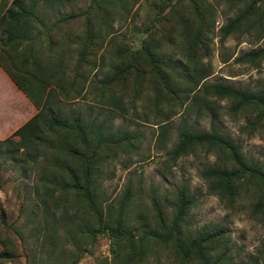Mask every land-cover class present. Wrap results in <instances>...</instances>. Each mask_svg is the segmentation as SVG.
<instances>
[{
  "label": "rangeland",
  "instance_id": "rangeland-1",
  "mask_svg": "<svg viewBox=\"0 0 264 264\" xmlns=\"http://www.w3.org/2000/svg\"><path fill=\"white\" fill-rule=\"evenodd\" d=\"M5 1L8 3L9 0ZM36 1L45 25L44 31L49 27L51 38H59V26H52V21L68 12L82 9L88 0H63L44 6L41 5V0ZM174 3L176 12L172 16L170 11H166L168 7H159L158 0H122L121 5L116 0H110L107 27L101 28V44L95 46V52L91 54L94 64L84 82L78 78V83L73 87L69 86L68 77L75 64V46L81 25L74 21V25L68 28L67 23L60 22V30L64 33L59 38L63 57L56 67V73L63 75V87H57L54 79L49 77V84H44L42 88L43 95L44 91L51 88L50 100L55 102L50 106L52 110L60 113L78 112L87 120H105L109 131L120 130L137 135L131 146L116 148L103 161L99 180L103 206L107 203L114 206L122 196L123 189L129 187L126 218L133 228L134 237L141 230L154 225L156 210L152 197L161 207L164 217L169 219L175 193L180 187H184L192 199L182 230L184 233L193 234L199 230L208 232L212 225L219 226L223 230L211 242V257L224 251L225 264H251L256 259L262 264L264 216L261 214L264 210L252 212L253 204L259 196L258 186L254 183L242 185L233 204L228 207L208 190L206 181L200 175L202 168L223 161L215 150L198 145L175 159L169 158L165 151L173 147L181 122L185 121L197 130H208L213 126L237 144L248 160L264 165V120L251 130L247 121L251 116H247L245 111L231 112L226 99L211 96L215 102L210 113L201 111L198 114L196 108L188 112L184 107H172L169 116H164V136L158 139L157 131L164 118L162 113L168 108L164 105L160 114H156L151 107V94L142 93L135 97L130 89L129 78L119 77L109 84L113 94L122 97V103L114 108L117 109L115 113L100 102L97 89L99 79L109 74L112 64L126 59L128 53L149 49L171 59L183 58L176 44L166 41V36L170 35L175 26L177 30V11L186 15L194 5L207 9L204 19L209 21L210 27L207 32V53L201 56V60L210 66V74L201 83L223 82L264 95V54L248 59H235L243 51L264 45V0H176ZM244 10V16L237 26L221 36L218 27ZM185 21L186 29L192 33L198 20L192 22L187 17ZM45 37V33L42 34L33 45V55L41 62L47 61L48 57L52 61V54H49L53 50L47 46ZM117 47H123V55L114 54ZM6 49L8 48L0 49V59L7 68L15 74L28 77L34 87L43 85L28 73L23 71L21 74V70L9 66L8 62L16 64L22 54L18 52L19 49L17 56L10 59ZM139 61L142 65L148 64L141 57ZM50 136V131L43 130L35 149L37 152L33 149L30 151L31 156L22 151L21 147L15 149L11 144L5 143L0 147V264H61L71 257V241L78 242L81 249L78 260L73 264H123L126 249L123 251L119 244L111 242L106 231L96 233L92 243L85 242L77 232L72 233L73 240L64 238L67 221H90L89 213L83 206L71 200L65 211H62L51 205L49 200L45 202L46 206L41 202L39 176L46 174L43 165L45 159L48 160L46 152L51 148ZM16 139L18 136L14 140ZM46 229L48 236L44 237ZM147 245L149 246L144 255H138L129 262L198 264L196 259L184 262L176 260L166 247L156 243L149 242Z\"/></svg>",
  "mask_w": 264,
  "mask_h": 264
},
{
  "label": "trees",
  "instance_id": "trees-1",
  "mask_svg": "<svg viewBox=\"0 0 264 264\" xmlns=\"http://www.w3.org/2000/svg\"><path fill=\"white\" fill-rule=\"evenodd\" d=\"M41 1V5L44 6L63 0ZM116 1L122 4V0ZM173 1L158 0L159 7L161 9L168 7L166 11H170L173 16L176 12L174 10L176 4ZM108 3L110 0H88L82 9L68 12L52 21V26H59V38L64 35L60 30L62 25L60 22L67 23L68 28L74 25V21L81 25V32L75 46L74 68L69 79L67 78L71 87L78 83V78L84 82L89 69L94 64L91 54L95 52V46L98 47L101 44V34H103L100 33L101 28H106L108 24ZM36 4V0H9L8 3L0 0V27L3 33H0V37L3 35V48H8L6 52L10 59L14 55L17 56V51L20 49L18 52L22 54V58L19 61L16 60V64L12 62L14 68L21 70V74L24 71L43 83L34 87L33 82L28 81V77L10 71L11 78L32 101L36 112L13 131L18 139L14 140L10 136L1 138L0 147L5 143L11 144L15 149L21 147L22 151L31 156L30 151L36 149L43 130L50 131L51 148L49 153L46 152L48 160L45 159L43 165L46 174L39 176L41 184L39 198L43 205L49 200L51 205L59 207L62 211H65L69 201L73 200L79 206H83L90 217V221L84 219L83 223L67 221L64 238L73 240L72 233L77 232L85 242L92 243L96 233L106 231L111 242L119 244V248L122 247L123 251L126 249V256L124 255L122 259L123 264H133L129 261L138 255H144L150 245H147L149 242L166 247L176 260L184 262L187 259H196L198 264H225L224 251L212 257L210 255L211 242L221 235L223 230L221 227L212 225L208 228V232L199 230L193 234L182 231L186 222L187 209L192 203L184 187H180L175 193L173 210L169 219L164 217L161 207L152 197V204L156 210L154 225L141 230L136 237L126 218L130 196L128 186L123 189L122 196L114 206L110 203L102 205L99 180L102 175L103 161L109 158L116 148L131 146L137 135L120 130L109 131L105 120L98 122L94 119L87 120L78 112L60 113L58 110H52L50 106L55 102L50 100L51 88L44 91V95L42 88L44 84H49V77L54 79L57 87H63V75L56 73V67L63 57L62 42L57 37L51 38L49 27L47 31H44L43 18L39 15ZM244 13L245 10L221 24L218 27L221 36L231 32ZM204 14H207V9L205 7L200 9L197 5L187 11L186 15L182 11H177V30L175 26L170 35L166 36V41L175 43L183 58L175 60L162 53L143 49L130 52L128 56L126 55V59L112 64L109 74L98 81L100 102L115 113L117 109L114 108L122 103V97H116L109 84L117 81L119 77L120 79L129 78L130 89L135 97L142 93L151 94V107L156 114L159 115L161 107L166 105L168 109L163 110V117L169 116L174 106L184 107L189 110L188 112L196 108L198 114L201 111L210 113L216 98L226 99L231 112L245 111L247 116H251L247 120L251 130L259 126L264 120V95L254 94L247 89L233 87L223 82L201 83L210 74V66L201 60V56L207 53L209 40L207 32L210 28L209 21L204 19ZM200 15L203 18L200 19ZM187 17L192 22L198 20L192 33L186 29ZM44 33L47 46L51 48V51L53 50L49 54V56L52 54V61L48 57L47 61L41 62L33 55V45ZM106 33L107 31L104 32L105 35ZM122 49L123 47H117L114 54L123 55ZM263 54L264 45L256 46L243 51L235 59H248ZM139 57L146 60L147 66L142 65ZM165 118L161 119L162 123L157 131L158 139L164 136ZM198 145H203L208 150H215L218 157H221V161L223 160L217 165H209L200 170L208 190L215 194L220 202L228 207L231 206L239 188L242 185L254 183L258 186L259 196L253 204L252 212L264 210V165L258 161L248 160L237 144L213 126H210L208 130H197L191 123L182 121L173 147L165 153L169 158L175 159ZM41 151L42 149L39 152ZM261 216H264V212ZM15 230L19 233L17 228ZM46 232L47 229L44 237L48 236ZM19 237H21L20 233ZM71 243V257L61 264H73L81 254L78 242L71 241ZM259 262L256 259L251 264H260ZM261 263L264 264V254Z\"/></svg>",
  "mask_w": 264,
  "mask_h": 264
},
{
  "label": "crops",
  "instance_id": "crops-1",
  "mask_svg": "<svg viewBox=\"0 0 264 264\" xmlns=\"http://www.w3.org/2000/svg\"><path fill=\"white\" fill-rule=\"evenodd\" d=\"M2 37L0 49H3ZM8 63L12 65V61ZM10 71L0 59V139L7 136L15 139L17 135L13 131L36 112L32 101L11 78Z\"/></svg>",
  "mask_w": 264,
  "mask_h": 264
}]
</instances>
